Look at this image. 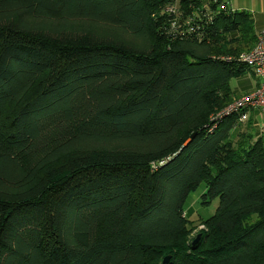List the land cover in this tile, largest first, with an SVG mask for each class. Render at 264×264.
<instances>
[{
    "label": "trees",
    "instance_id": "16d2710c",
    "mask_svg": "<svg viewBox=\"0 0 264 264\" xmlns=\"http://www.w3.org/2000/svg\"><path fill=\"white\" fill-rule=\"evenodd\" d=\"M257 35L224 0H0V264H264V131L217 117Z\"/></svg>",
    "mask_w": 264,
    "mask_h": 264
},
{
    "label": "built area",
    "instance_id": "2783aa9c",
    "mask_svg": "<svg viewBox=\"0 0 264 264\" xmlns=\"http://www.w3.org/2000/svg\"><path fill=\"white\" fill-rule=\"evenodd\" d=\"M166 10L169 12H175L176 6L169 5ZM233 58V56L223 57L226 61H231ZM237 59L253 71L260 80L261 85L252 92L236 97L233 103L222 110L217 117L222 121L226 116L232 113H241V110L244 108H254L257 109L263 117L264 130V28L258 31L255 45L250 50L240 53ZM247 117L248 114H243L241 115V120L245 121ZM217 125L218 124H214L211 126L210 131H213ZM164 162L165 161H161L159 164ZM159 164L154 161L149 163V166L152 170H156Z\"/></svg>",
    "mask_w": 264,
    "mask_h": 264
},
{
    "label": "rangeland",
    "instance_id": "374dc122",
    "mask_svg": "<svg viewBox=\"0 0 264 264\" xmlns=\"http://www.w3.org/2000/svg\"><path fill=\"white\" fill-rule=\"evenodd\" d=\"M260 80L258 77L252 73L250 70L246 71L245 73H242L238 77H234L231 79V90H232V96L234 94L235 97L241 96L244 94H247L249 92L254 91L256 87L258 86ZM251 112H249L250 115ZM200 189L197 190L194 194L192 193L189 197V203L187 208L194 209L192 217L194 218H201L207 216V211H211L213 213L216 211V208L218 206V200L215 199L212 204L209 206V208H206V210L203 209V206L200 205V196L199 195ZM190 210V209H189Z\"/></svg>",
    "mask_w": 264,
    "mask_h": 264
},
{
    "label": "crops",
    "instance_id": "0c3cea01",
    "mask_svg": "<svg viewBox=\"0 0 264 264\" xmlns=\"http://www.w3.org/2000/svg\"><path fill=\"white\" fill-rule=\"evenodd\" d=\"M234 12H245L251 14L255 21L256 32L264 28V0H224ZM256 119L263 122V117L257 109L253 112ZM258 114V115H257ZM258 127V126H257ZM260 126L258 127L259 130ZM257 130V131H258ZM260 132V131H259ZM258 132V134H259ZM203 187L200 188L199 195L203 192Z\"/></svg>",
    "mask_w": 264,
    "mask_h": 264
},
{
    "label": "bare ground",
    "instance_id": "6f19581e",
    "mask_svg": "<svg viewBox=\"0 0 264 264\" xmlns=\"http://www.w3.org/2000/svg\"><path fill=\"white\" fill-rule=\"evenodd\" d=\"M257 125H258V127L260 126L259 130H260L261 132L264 131V130H263V122L261 123V121H257Z\"/></svg>",
    "mask_w": 264,
    "mask_h": 264
},
{
    "label": "water",
    "instance_id": "95a60500",
    "mask_svg": "<svg viewBox=\"0 0 264 264\" xmlns=\"http://www.w3.org/2000/svg\"><path fill=\"white\" fill-rule=\"evenodd\" d=\"M199 238H200V235H198V239H199ZM198 239H197V240H198ZM168 259H169V257H166L164 261L166 262Z\"/></svg>",
    "mask_w": 264,
    "mask_h": 264
}]
</instances>
